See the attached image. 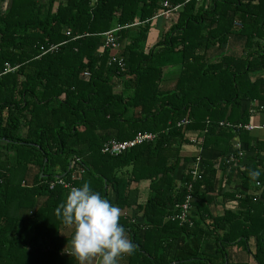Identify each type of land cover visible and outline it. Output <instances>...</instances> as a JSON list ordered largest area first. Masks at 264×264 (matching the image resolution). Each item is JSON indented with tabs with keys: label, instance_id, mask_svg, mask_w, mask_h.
<instances>
[{
	"label": "trees",
	"instance_id": "1",
	"mask_svg": "<svg viewBox=\"0 0 264 264\" xmlns=\"http://www.w3.org/2000/svg\"><path fill=\"white\" fill-rule=\"evenodd\" d=\"M255 101L264 0H0V264H264Z\"/></svg>",
	"mask_w": 264,
	"mask_h": 264
},
{
	"label": "built area",
	"instance_id": "2",
	"mask_svg": "<svg viewBox=\"0 0 264 264\" xmlns=\"http://www.w3.org/2000/svg\"><path fill=\"white\" fill-rule=\"evenodd\" d=\"M163 8L166 9L167 11H162L160 16H165L166 14H168L169 11H172L174 9H171L170 5L166 2L163 3ZM113 32H107L104 34V36H106V43H105V47L106 48H111L112 50H115L117 47H118V44H116L114 42V39L112 38L111 34ZM55 50V47H51L50 49H47V50H43L42 49V54H47V53H51ZM115 60V59H114ZM118 63L120 64L121 63V60L119 59L118 60ZM85 76H88V73H85L84 74ZM188 120L187 119H182L181 122L177 125L178 127H184L188 124ZM238 129H240V125L237 126ZM153 139V136L151 134H137L135 136L134 139L130 140V141H124V142H116L114 140L110 141V142H107V144L104 145L103 149H102V153H107L111 156H117L123 152H125L126 150L128 149H132L133 147L137 146V145H140L142 144L144 141H150ZM195 138L193 139V142H194ZM240 152V156H242L244 153L242 151H238ZM244 156V155H243ZM230 161L234 160V161H237L236 159H233L232 156L230 157L229 159ZM55 184H60L64 187L67 186V184H65V182L60 179V178H57V181L55 183H51L49 185V189H53L55 187ZM82 199H85L84 196H81ZM182 209L183 210H187L188 207L187 205H183L182 206Z\"/></svg>",
	"mask_w": 264,
	"mask_h": 264
},
{
	"label": "crops",
	"instance_id": "3",
	"mask_svg": "<svg viewBox=\"0 0 264 264\" xmlns=\"http://www.w3.org/2000/svg\"><path fill=\"white\" fill-rule=\"evenodd\" d=\"M157 36V34H156ZM245 107V108H244ZM244 109H248L247 111L249 113H247L249 115V120H248V124L241 126L240 125V129H238V125L235 126H231L233 129L232 130H243L245 133H247L249 135V137L251 139L254 140L255 142V147L258 146L259 143H263L264 144V101H255L253 103L244 105ZM191 148V147H189ZM186 149L183 150L184 153H190L192 151L193 148L191 149ZM194 150V149H193ZM236 151H242L245 152L244 153V159L246 158L245 164H250L251 161V157L254 156V154H250L248 153V149L246 147V145H244V143H241L238 139V137L233 138L232 140V152H236ZM262 155V153H260ZM210 154L208 153H204V158L207 159L209 157ZM252 162V161H251Z\"/></svg>",
	"mask_w": 264,
	"mask_h": 264
},
{
	"label": "rangeland",
	"instance_id": "4",
	"mask_svg": "<svg viewBox=\"0 0 264 264\" xmlns=\"http://www.w3.org/2000/svg\"><path fill=\"white\" fill-rule=\"evenodd\" d=\"M156 34H158V29L157 28H153V29H151V31H150V34H149V37H150V39L152 38L153 40L155 39V38H157V36H156ZM151 42H149V44H150ZM195 150V149H194ZM193 149H192V151L190 152L191 154H194L193 155V157H195L197 154H200V150L198 151V152H196V151H194ZM197 150V149H196ZM186 155V154H185ZM203 155H204V153H203ZM187 156H188V154H187ZM234 186V185H233ZM80 209L83 211L84 209H85V206L84 205H80ZM112 249H113V247L112 246H110V248L108 247V249H107V252L109 253L110 251L112 252ZM123 249H128V243H125V245L123 246ZM233 251H235V252H238V254H239V252L242 250V246H234L233 247V249H232ZM236 255V257H235V260H237V261H240V262H244V261H247L248 262V264L249 263H251L252 264V260H251V257L250 258H246V257H244L243 255ZM107 259H108V257H107V255H105V254H103V255H100V257H99V259H96L95 261H94V264H107ZM122 259L123 258H120L119 260H118V262H117V264H123V261H122ZM246 259V260H245Z\"/></svg>",
	"mask_w": 264,
	"mask_h": 264
},
{
	"label": "clouds",
	"instance_id": "5",
	"mask_svg": "<svg viewBox=\"0 0 264 264\" xmlns=\"http://www.w3.org/2000/svg\"><path fill=\"white\" fill-rule=\"evenodd\" d=\"M61 178V177H60Z\"/></svg>",
	"mask_w": 264,
	"mask_h": 264
},
{
	"label": "water",
	"instance_id": "6",
	"mask_svg": "<svg viewBox=\"0 0 264 264\" xmlns=\"http://www.w3.org/2000/svg\"><path fill=\"white\" fill-rule=\"evenodd\" d=\"M42 176V175H41Z\"/></svg>",
	"mask_w": 264,
	"mask_h": 264
}]
</instances>
